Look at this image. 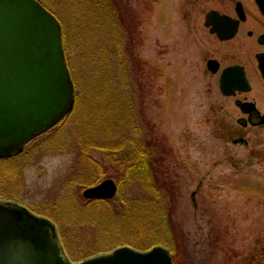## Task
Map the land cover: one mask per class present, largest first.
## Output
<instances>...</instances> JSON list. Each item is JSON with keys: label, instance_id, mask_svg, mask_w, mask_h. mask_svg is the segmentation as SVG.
<instances>
[{"label": "rangeland", "instance_id": "1", "mask_svg": "<svg viewBox=\"0 0 264 264\" xmlns=\"http://www.w3.org/2000/svg\"><path fill=\"white\" fill-rule=\"evenodd\" d=\"M38 1L60 20L74 103L57 126L20 155L0 159V201L50 220L73 263L121 247L168 250L158 235L172 238L178 264H239L253 247H264V129L237 123L236 107L220 95L216 76L205 66L215 51L230 46L208 33L205 13L228 11L235 2L247 0H115L122 14L118 36L124 42L118 51L117 31L103 6L96 11L84 0ZM87 9L90 17L77 14ZM101 42L107 45L103 54L96 48ZM101 66L106 70L103 83ZM125 84L141 139L154 152L158 143L155 153H162L161 147L165 152L168 193L149 210L141 199L149 185L121 184L110 170L99 182L111 179L115 184V196L108 200L114 199L115 215H122L130 202L157 220L164 213L169 227L161 228L158 220L144 242L151 245L147 250L124 244V233L107 228L129 222L124 229L128 232L134 229L132 221L111 219L103 206H89L91 200L82 196L99 183H87L97 175L82 177L79 158L82 136L92 127L91 112L107 114L104 108H110L116 89ZM234 139L242 142L235 144ZM156 207L164 212L151 213Z\"/></svg>", "mask_w": 264, "mask_h": 264}, {"label": "water", "instance_id": "2", "mask_svg": "<svg viewBox=\"0 0 264 264\" xmlns=\"http://www.w3.org/2000/svg\"><path fill=\"white\" fill-rule=\"evenodd\" d=\"M204 26L220 40L231 39L238 21L217 12L206 15ZM209 60L207 68L213 73ZM226 69L220 91L232 95L235 81ZM238 80L245 86L243 76ZM74 87L68 71L61 27L37 0H0V159L21 153L25 145L54 127L72 109ZM111 179L87 188V200H110ZM0 264H173L167 249H115L78 263L71 262L55 225L24 206L0 201Z\"/></svg>", "mask_w": 264, "mask_h": 264}, {"label": "trees", "instance_id": "3", "mask_svg": "<svg viewBox=\"0 0 264 264\" xmlns=\"http://www.w3.org/2000/svg\"><path fill=\"white\" fill-rule=\"evenodd\" d=\"M88 2L94 6L96 11H98L97 8L101 6H103L101 10L106 9L105 18L112 19L111 21L113 22V27L115 26L117 31V41L116 44H114L117 45L115 46V50H120V47L124 45V42L123 39H120L118 36L119 21L122 20V14L117 7L115 8L117 2L115 0H84L83 3L87 4ZM90 9H87L83 12H78L77 14H80L79 16L82 17H85V15L90 17ZM79 16L76 15V18ZM58 21L60 22L59 19ZM64 40L63 46L65 57H67L66 47L64 44L66 43V40ZM106 46L107 45L105 43L101 42L96 46V48L101 50L103 54V50H105ZM119 65L121 66L122 72L124 73L126 69L124 68L123 62H121ZM67 66L70 71L68 63ZM100 70L103 77V83L106 70L103 68V66H101ZM124 86H119L120 89L122 88V90H125L122 92L117 88V86L115 87L117 89L115 91L116 97L113 98L114 101L112 102L109 109L104 108V111H107V114L103 113L101 116H94L93 112H91L92 127L89 130H86L87 132H85L88 136H82L83 143L80 141L81 151L79 158L84 166V170L82 172L84 175H82V177H87L89 175H93L92 177H94V175H97L95 179L87 182L89 185H93L98 183L101 180V177L107 175V171L110 170L112 174L118 176V181H120L121 184H138L143 182L146 185H149V188L146 191H143L145 197H142L141 199H143V205L145 206L147 204L149 210H151V207H153L156 203L158 204L160 196L164 197V193H168V190L165 189L164 181L167 179L169 174L167 168L164 165L165 152L161 147L160 151L162 153H155L158 148V143L154 145V152V147L152 151V146L149 145V142H144V140L141 139L139 127L137 125L138 119L136 117V110L133 106L132 97L130 96V88L128 84H125ZM106 91L107 89H104L103 91V102L107 96ZM119 100H121L122 103L117 105V102L120 103ZM106 104L107 101L105 105ZM111 113H113L112 116ZM111 201L91 200L88 202V204H90L89 206L96 207L103 206L105 208L104 210H107V216L111 219H115L116 221L123 219L124 222L132 221L134 223V229H131L128 232L124 229L128 227L129 222H126V227L123 223L121 226H119V223H117L115 228H110L109 226L107 227L109 230H120L122 233H124L127 237V240H125L124 244L126 243L127 245L133 246L138 245L139 247H144L139 249L147 250L151 247V245L145 246L144 242L149 240L148 232L158 224V220L162 223L160 226L161 228H165L168 225V221L165 219L166 216L164 217L163 215V208L156 207L151 211L153 214L163 213L158 220L154 217H151L150 213L145 208L144 210L139 208L136 202H130L122 215H115L111 207ZM158 236L159 239L164 240L163 242L167 243V248L172 257L173 264H178L175 261V258L178 257V255L172 238H163V235ZM239 264H264V247H253V249H251L239 262Z\"/></svg>", "mask_w": 264, "mask_h": 264}, {"label": "flooded vegetation", "instance_id": "4", "mask_svg": "<svg viewBox=\"0 0 264 264\" xmlns=\"http://www.w3.org/2000/svg\"><path fill=\"white\" fill-rule=\"evenodd\" d=\"M227 9L223 12L211 9L204 15L203 25L211 11L238 21L236 32L229 40H220L204 26L219 43H230L228 50L215 51L206 59V63L215 61L211 67L216 68V72L207 67L206 70L216 76L220 95L229 98L236 107L239 114L237 123L242 127L249 125L250 128L264 129V0L237 1ZM230 68L235 69L231 73L236 80L235 87L232 95L225 96L220 91V79L224 70ZM240 76H243L245 86L238 80ZM238 141L242 142L241 139H234L233 143Z\"/></svg>", "mask_w": 264, "mask_h": 264}]
</instances>
